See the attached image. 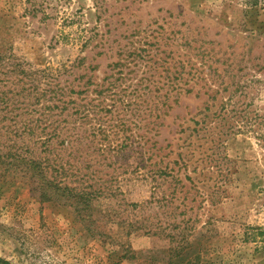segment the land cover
<instances>
[{
  "label": "rangeland",
  "instance_id": "1",
  "mask_svg": "<svg viewBox=\"0 0 264 264\" xmlns=\"http://www.w3.org/2000/svg\"><path fill=\"white\" fill-rule=\"evenodd\" d=\"M0 51L37 72L41 91L52 81L81 110L100 101L113 110L59 118L80 145L49 153L27 132L17 137L15 78L0 68L1 151L58 154L66 171L60 180L59 167L48 169L34 184L0 170L1 259L264 264L263 145L229 129L218 104L173 89L203 57L195 67L225 70L234 102L264 109V3L0 0ZM30 103L37 117L48 111L46 96ZM92 191L100 193L88 198Z\"/></svg>",
  "mask_w": 264,
  "mask_h": 264
},
{
  "label": "trees",
  "instance_id": "2",
  "mask_svg": "<svg viewBox=\"0 0 264 264\" xmlns=\"http://www.w3.org/2000/svg\"><path fill=\"white\" fill-rule=\"evenodd\" d=\"M245 7H256L260 3H264V0H241ZM195 58V57H194ZM191 60V59H190ZM208 59L203 60V57L200 60H195V65L199 64H207ZM181 63V62H180ZM194 63H192V67H190V71L187 72V75H183L180 81L175 83L173 89L178 87L182 91H186V94L195 93V97H206L204 100L205 103H208L207 107H212L213 103L218 104V107L221 108L218 113V117L229 124V129L235 128L239 132H251L258 141L264 147V109L262 108H251V103H236L233 100L234 90H230V84L225 81L224 76L226 71H220L219 66H215L212 68V65H208V71L205 72L201 69L195 67ZM176 65V62L173 63ZM195 67V68H194ZM0 68H2V73L7 78H15V88H16V102H15V110L17 111L15 125L16 135L17 137H22L23 132L26 133L34 139V144L39 147H43L49 153H53L55 151L54 148L57 149L58 145H61L64 149L69 151H74L76 145H80V141H78L77 133H68L69 128L66 125L61 126V122H59V118H63L66 120V117L73 114L84 115L85 117L91 116V112H107V106H101L103 101L92 104L91 107H88L86 110H81L79 105H76V101L71 99V92L68 88L60 87L58 83H53L52 81L47 82L48 89H40L36 88L37 86V72L28 71L26 69V64L23 61L16 59L13 53H9L7 51H0ZM193 69H195L193 71ZM205 74V75H204ZM217 77L222 80L218 81ZM177 80V78H174ZM202 82V83H200ZM55 86L54 88L52 86ZM190 85V87H187ZM244 90L248 87L243 85ZM151 91V88H145V90ZM72 91V90H71ZM73 92V91H72ZM225 92H228L226 97ZM178 93V92H177ZM41 95L47 97V109L48 111L41 114V116L37 117L35 115V109L30 108V98L32 96L40 97ZM22 96L24 99L20 98ZM28 99V100H27ZM94 101V99L92 100ZM208 101V102H206ZM8 101H6L7 103ZM10 103H7V106ZM154 105H148L146 107V112L152 113ZM156 106V105H155ZM235 106H237V110L235 111ZM208 109V108H207ZM156 110V108H155ZM113 110H110L112 112ZM231 112L234 114L231 116ZM66 116H63V115ZM26 117L24 118V116ZM233 125H232V124ZM238 127V128H237ZM100 129V128H99ZM44 134L42 135V133ZM103 131L106 132L104 129ZM5 146V145H2ZM10 149L12 146H9ZM31 152L28 148L23 151H19V149H15V152L9 150L7 153L1 151L0 148V170H5L8 172L9 170H13L15 175H27L30 182L36 184L39 183V179L47 178L46 170L48 169H56L59 167L60 170H56L60 175H56L55 177L60 179L65 175L64 168V157L60 155L48 157L45 159L40 157V155H26L25 153ZM10 160H9V159ZM75 159V158H73ZM43 162L45 167H43ZM7 166V168H3ZM73 166V165H71ZM62 169V171H61ZM53 171V170H52ZM60 171V173H59ZM24 173V174H23ZM68 173V172H67ZM5 174V173H4ZM53 177V175H51ZM47 180V179H46ZM38 194L44 200L50 196V192L38 184ZM58 187V186H57ZM68 191L71 190L67 187ZM100 192L92 191L88 193V198H93L98 196ZM83 197V193L79 192ZM0 264H9L8 261L0 258Z\"/></svg>",
  "mask_w": 264,
  "mask_h": 264
}]
</instances>
